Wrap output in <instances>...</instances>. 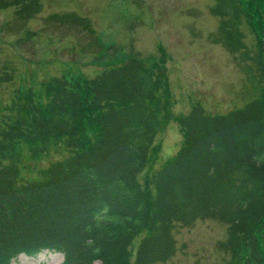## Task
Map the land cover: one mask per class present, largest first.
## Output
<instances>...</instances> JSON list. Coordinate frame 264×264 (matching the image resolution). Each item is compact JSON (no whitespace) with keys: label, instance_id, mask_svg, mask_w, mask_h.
Instances as JSON below:
<instances>
[{"label":"trees","instance_id":"16d2710c","mask_svg":"<svg viewBox=\"0 0 264 264\" xmlns=\"http://www.w3.org/2000/svg\"><path fill=\"white\" fill-rule=\"evenodd\" d=\"M9 7L25 18L41 3L0 0ZM210 10L253 92L243 106L173 112L161 45L150 64L134 55L93 77L63 73L44 83L45 99L27 89L0 107V264L45 249L63 252L62 264H155L176 254L178 225L207 218L228 226L225 264H264V0H215ZM51 17L89 26L75 13ZM172 120L182 146L142 181ZM24 146L57 159L25 177Z\"/></svg>","mask_w":264,"mask_h":264},{"label":"rangeland","instance_id":"374dc122","mask_svg":"<svg viewBox=\"0 0 264 264\" xmlns=\"http://www.w3.org/2000/svg\"><path fill=\"white\" fill-rule=\"evenodd\" d=\"M215 0H40L33 17L20 18L15 7L0 10V107L11 104L27 89L46 98L44 83L63 73L93 77L129 56L147 64L167 56L166 68L172 110L189 113L195 103L211 114L243 106L253 97L245 72L219 38V17L210 7ZM75 13L89 26L54 19L53 14ZM245 40L254 49V33L244 26ZM7 72V73H6ZM13 76L6 80L7 76ZM3 77V78H2ZM42 94V95H41ZM184 141L180 124L172 120L155 141L150 160L139 177L159 169L177 153ZM57 156L32 157L24 146L19 166L34 177ZM176 254L155 264H225L231 254L223 244L229 236L226 223L199 219L174 230ZM142 236L132 245L137 249ZM135 252V251H134ZM60 251L20 254L13 264H61Z\"/></svg>","mask_w":264,"mask_h":264}]
</instances>
